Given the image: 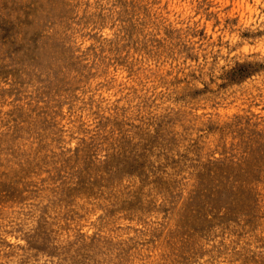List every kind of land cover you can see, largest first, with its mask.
<instances>
[{
	"label": "rangeland",
	"instance_id": "1",
	"mask_svg": "<svg viewBox=\"0 0 264 264\" xmlns=\"http://www.w3.org/2000/svg\"><path fill=\"white\" fill-rule=\"evenodd\" d=\"M263 228L264 0H0V264H264Z\"/></svg>",
	"mask_w": 264,
	"mask_h": 264
},
{
	"label": "bare ground",
	"instance_id": "2",
	"mask_svg": "<svg viewBox=\"0 0 264 264\" xmlns=\"http://www.w3.org/2000/svg\"><path fill=\"white\" fill-rule=\"evenodd\" d=\"M56 28H57V27H56ZM59 29H60V28H59ZM57 31H58V30H57ZM59 32H60V31H59ZM64 32H65V31H64ZM57 33H58V32H57ZM62 33H63V32H62ZM59 34H60V33H59ZM60 35H61V34H60ZM60 35H59V36H60ZM60 39H61V38H60ZM49 45H50V44H49ZM50 46H51V45H50ZM62 46H63V45H62ZM59 47H60V46H59ZM54 48H56V47H54ZM61 48H62V47H61ZM63 49H64V48H63ZM46 50H47V49H46ZM56 50H58V48H57ZM59 50H60V49H59ZM61 50H62V49H61ZM61 50H60V51H61ZM43 51H44V50H43ZM37 53H38V51H37ZM47 53H48V52H47ZM49 53H50V52H49ZM43 54H44V53H43ZM43 54H39V55H42V56H43ZM45 54H46V53H45ZM53 54H54V53H53ZM46 55H47V54H46ZM56 55H57V54H56ZM56 55H55V56H56ZM68 55H69V53H68ZM33 56H34V54H33ZM57 57H58V56H57ZM62 57H63V55H62ZM67 57H68V56H67ZM72 57H73V56H72ZM26 58H27V57H26ZM38 58H39V57H38ZM48 58H49V56H48ZM27 59H28V58H27ZM30 59H31V58H30ZM30 59H29V60H30ZM56 59H58V58H56ZM70 59H71V58H70ZM24 60H25V59H24ZM29 60H26V61H29ZM46 60H47V59H46ZM61 60H64V59H61ZM67 60H68V59H67ZM33 61H34V60H33ZM36 61H37V60H36ZM36 61H35V62H36ZM48 61H49V59H48ZM50 61H51V60H50ZM31 62H32V61H31ZM46 62H47V61H46ZM56 62H58V61H56ZM51 63H52V62H51ZM54 63H55V62H54ZM29 64H30V63H29ZM33 64H34V63H33ZM33 64H32V65H33ZM37 64H38V63H37ZM41 64H42V63H41ZM27 65H28V64H27ZM47 65H48V64H47ZM50 65H51V64H50ZM55 65H56V64H55ZM35 66H36V65H35ZM51 66H52V65H51ZM27 67H28V66H27ZM38 67H39V65H38ZM38 67H37V68H38ZM42 67H43V66H42ZM45 67H46V66H45ZM33 68H34V67H33ZM53 68H54V67H53ZM35 69H36V67H35ZM35 69H34V70H35ZM70 69H71V68H70ZM43 71H44V70H43ZM84 71H85V70H84ZM66 72H67V71H66ZM70 72H71V71H70ZM67 77H68V76H67ZM70 78H71V76H70ZM69 82H70V81H69ZM60 83H61V82H60ZM60 83H58V84H60ZM65 83H66V82H65ZM65 83H64V84H65ZM70 83H71V82H70ZM70 83H69V85H73V84H70ZM37 84H38V83H37ZM37 84H36V85H37ZM55 84H56V83H55ZM62 84H63V83H62ZM34 85H35V84H34ZM38 86H39V85H38ZM61 86H62V85H61ZM61 86H60V87H61ZM63 86H64V85H63ZM52 87H53V86H52ZM55 87H56V86H55ZM67 87H68V86H67ZM69 87H70V86H69ZM38 88H40V87H38ZM56 88H57V87H56ZM62 89H63V88H62ZM68 89H69V88H68ZM70 89H71V88H70ZM59 91H60V90H59ZM68 91H69V90H68ZM65 92H66V90H65ZM70 92H71V91H70ZM52 93H53V92H52ZM55 93H56V92H55ZM60 93H61V92H60ZM71 94H72V93H71ZM70 96H71V95H70ZM59 97H60V96H59ZM66 97H67V96H66ZM56 98H57V97H56ZM70 98H71V97H70ZM47 99H48V98H47ZM50 99H51V98H50ZM64 99H65V98H64ZM66 100H67V99H66ZM56 102H57V101H56ZM70 102H71V101H70ZM53 103H54V102H53ZM53 103H52V104H53ZM61 103H62V102H61ZM54 104H55V103H54ZM44 105H45V104H44ZM55 105H56V104H55ZM58 105H59V104H58ZM62 105H63V104H62ZM72 105H73V104H72ZM56 106H57V105H56ZM61 107H62V106H61ZM68 107H69V106H68ZM56 108H57V107H56ZM66 108H67V107H66ZM48 109H49V108H48ZM54 109H55V108H54ZM58 109H59V108H58ZM44 110H45V109H44ZM49 110H51V109H49ZM61 110H62V109H61ZM64 110H65V109H64ZM64 110H62V111L64 112ZM68 110H69V109H68ZM1 111H2V109H1ZM51 111H52V110H51ZM46 112H47V111H46ZM46 112H45V113H46ZM49 112H50V111H49ZM49 112H47V113H49ZM72 112H73V111H72ZM50 113H51V112H50ZM52 113H53V111H52ZM44 115H45V114H44ZM46 115H47V114H46ZM42 116H43V115H42ZM42 116H41V117H42ZM27 117H28V116H27ZM30 117H31V116H30ZM37 117H38V116H37ZM41 117H40V118H41ZM60 117H61V116H60ZM16 118H17V117H16ZM28 118H29V117H28ZM53 118H54V117H53ZM53 118H52V119H53ZM72 118H73V117H72ZM17 119H18V118H17ZM24 119H25V118H24ZM37 119H38V118H37ZM64 119H65V118H64ZM71 121H72V120H71ZM20 122H21V121H20ZM52 122H53V121H52ZM17 123H18V122H17ZM39 124H40V123H39ZM56 124H57V123H56ZM22 125H23V124H22ZM43 125H44V124H43ZM19 126H20V125H19ZM19 126H18V127H19ZM37 126H38V125H37ZM60 126H61V124H60ZM64 126H65V125H64ZM54 127H55V126H54ZM57 127H59V125H58ZM66 127H67V126H66ZM24 128H25V127H24ZM71 128H73V127H71ZM37 129H38V128H37ZM58 129H59V128H58ZM60 129H61V128H60ZM40 130H41V129H40ZM44 130H45V128H44ZM46 130H47V129H46ZM66 130H68V129H66ZM19 131H20V130H19ZM35 131H36V129H35ZM63 131H64V130H63ZM15 132H16V131H15ZM50 132H51V130H50ZM70 132H71V131H70ZM42 133H43V132H42ZM15 134H16V133H15ZM37 134H38V133H37ZM51 134H53V133H51ZM38 135H39V134H38ZM44 135H45V133H44ZM59 135H60V133H59ZM61 135H63V134H61ZM67 135H68V134H67ZM14 136H15V135H14ZM40 136H41V135H40ZM64 136H65V135H64ZM17 137H18V136H17ZM22 137H23V136H22ZM48 137H49V135H48ZM56 137H57V136H56ZM43 138H44V137H43ZM46 138H47V137H46ZM54 138H55V137H54ZM71 138H72V136H71ZM13 139H14V138H13ZM27 139H30V138H27ZM33 139H34V138H33ZM36 139H37V137H36ZM39 139H40V138H39ZM69 139H70V138H69ZM31 140H32V139H31ZM61 140H62V139H61ZM66 140H67V137H66ZM70 140H71V139H70ZM72 140H73V139H72ZM72 140H71V141H72ZM17 141H18V140H17ZM20 141H22V140L20 139ZM20 141H19V142H20ZM25 141H26V140H25ZM36 141H37V140H36ZM39 141H40V140H39ZM13 142H14V141H13ZM34 142H35V141H34ZM52 142H53V140H52ZM20 143H21V142H20ZM31 143H33V142H31ZM37 143H38V142H37ZM28 144H29V146H30V143H28ZM40 144L42 145V143H40ZM46 144H47V143H46ZM67 144H68V143H67ZM70 144L73 145V143H70ZM48 145H49V144H48ZM54 145H55V144H54ZM57 145H58V143H57ZM59 145H60V144H59ZM71 145H70V146H71ZM14 146H15V145H14ZM50 146H51V145H50ZM50 146H49V147H50ZM70 146H69V147H70ZM35 147L37 148L38 146H35ZM69 147H68V148H69ZM47 148H48V147H47ZM71 148H72V146H71ZM32 149H33V147H32ZM37 149H38V148H37ZM43 149H45V148H43ZM29 150H30V149H29ZM35 150H36V149H35ZM50 150H51V149H50ZM51 151H52V150H51ZM65 152H66V151H65ZM69 152H70V151H69ZM69 152H68V153H69ZM34 153H35V152H34ZM55 153H56V152H55ZM58 153H59V152H58ZM37 154H38V153H37ZM59 154H60V153H59ZM53 155H54V154H53ZM53 155H51V156H53ZM69 155H70V153H69ZM69 155H68V156H69ZM42 156H43V155H42ZM47 156H48V155H47ZM56 156H57V154H56ZM45 158H47V157H45ZM66 158H67V157H66ZM41 159H42V158H41ZM49 159H50V158H49ZM58 159H59V158H58ZM54 160H55V159H54ZM50 161H51V160H50ZM73 162H74V161H73ZM42 163H43V162H42ZM49 163L51 164V162H49ZM56 164H57V163H56ZM58 164H59V163H58ZM77 165H78V164H77ZM52 166H53V164H52ZM54 166H55V165H54ZM67 166H68V165H67ZM108 167H109V166H108ZM49 168H50V167H49ZM68 168H69V166H68ZM77 168H78V167H77ZM109 168H110V167H109ZM36 169H38V168H36ZM42 169H43V168H42ZM44 170H45V169H44ZM62 170H63V169H62ZM67 170H68V169H67ZM73 170H74V169H73ZM71 171H72V170H71ZM37 172H38V171H37ZM40 172H42V171H40ZM59 172H60V171H59ZM67 174H68V173H67ZM45 175H46V174H45ZM48 175H50V174H48ZM56 175H57V174H56ZM56 175H54V176H56ZM63 175H64V174H63ZM63 175H62V176H63ZM36 176H37V175H36ZM54 176H53V177H54ZM45 177H46V176H45ZM53 177H52V178H53ZM59 177H60V175H59ZM40 178H41V177H40ZM66 178H68V177H66ZM69 178H70V177H69ZM62 179H63V178H62ZM44 180H45V179H44ZM65 180H66V179H65ZM69 180H70V179H69ZM31 181H34V180H31ZM62 181H63V180H62ZM49 182H50V181H49ZM54 182H55V181H54ZM57 182H58V181H57ZM87 182H88V181H87ZM31 183H32V182H31ZM40 183H41V182H40ZM70 183H71V182H70ZM70 183H69V184H70ZM46 185H47V184H46ZM62 185H64V184H62ZM78 185H80V184H78ZM44 186H45V185H44ZM65 186H66V185H65ZM82 186H83V185H82ZM84 186H85V185H84ZM42 187H43V186H42ZM52 187H54V186L52 185ZM66 187H68V184H67ZM70 187H71V186H70ZM72 187H73V186H72ZM35 188H36V187H35ZM48 188H49V187H48ZM55 188H56V187H55ZM81 188H82V187H81ZM50 189H51V188H50ZM52 189H53V188H52ZM36 190H37V189H36ZM83 190H85V189H83ZM67 191H68V190H67ZM69 191H70V190H69ZM74 191H75V190H74ZM74 191H73V192H74ZM76 191H77V190H76ZM53 192H54V191H53ZM81 192H82V191H81ZM84 192H85V191H84ZM91 192H92V190H91ZM38 193H39V192H38ZM44 193H45V192H44ZM47 193H48V192H47ZM60 193H61V192H60ZM74 193H75V192H74ZM77 193H78V192H77ZM82 193H83V192H82ZM92 193H93V192H92ZM108 193H109V192H108ZM42 194H43V193H42ZM49 194H50V193H49ZM64 194H65V193H64ZM67 194H68V193H67ZM37 195H39V194H37ZM55 195H57L56 192H55ZM59 195H60V194H59ZM62 195H63V194H62ZM105 195H106V194H105ZM45 196H46V195H45ZM60 196H61V195H60ZM63 196H64V195H63ZM69 196H70V194H69ZM78 196H80V195H78ZM31 197H32V196H31ZM53 197H54V196H53ZM66 197H67V196H66ZM96 197H97V196H96ZM104 197H105V196H104ZM56 198H57V197H56ZM64 198H65V197H64ZM107 198H108V197H107ZM42 199L45 200V198H42ZM88 199H90V198H88ZM50 200H51V199H50ZM68 200H69V199H68ZM77 200H78V199H77ZM77 200H76V201H77ZM104 200H105V199H104ZM80 201H81V200H80ZM91 201H92V200H91ZM91 201H90V202H91ZM93 201H94V200H93ZM93 201H92V202H93ZM95 201H96V200H95ZM95 201H94V202H95ZM98 201H99V200H98ZM26 202H27V201H26ZM44 202H46V201H44ZM84 202H85V201H84ZM94 202H93V203H94ZM96 202H97V201H96ZM101 202H102V201H101ZM66 203H67V201H66ZM93 203H92V204H93ZM48 204H49V203H48ZM59 204H60V203H59ZM68 204H69V203H68ZM78 204H79V203H78ZM86 204H87V203H86ZM97 204H98V203H97ZM37 205H38V204H37ZM41 205H42V204H41ZM51 205H52V204H51ZM62 205H63V204H62ZM62 205H61V206H62ZM74 205H75V204H74ZM103 205H104V204H103ZM66 206H67V205H66ZM72 206H73V205H72ZM101 206H102V205H101ZM62 207H63V206H62ZM82 207H83V205H82ZM64 208H65V207H64ZM75 208H76V207H75ZM83 208H84V207H83ZM48 209H49V208H48ZM56 209H57V208H56ZM30 210H31V209H30ZM37 211H38V210H37ZM73 211H74V209H73ZM77 211H78V210H77ZM54 212H55V211H54ZM68 212H69V211H68ZM75 212H76V211H75ZM79 212H80V211H79ZM81 212H82V211H81ZM99 212H100V211H99ZM32 213H33V212H32ZM50 214H52V213H50ZM33 215H34V214H33ZM35 215H36V213H35ZM56 215H57V214H56ZM61 215H62V214H61ZM89 215H91V214H89ZM57 216H58V215H57ZM29 217H30V216H29ZM73 218H75V217H73ZM48 220H49V219H48ZM60 220H61V219H60ZM66 221H67V220H66ZM40 222H41V221H40ZM69 222H70V221H69ZM72 222H73V221H72ZM59 223H60V222H59ZM78 223H79V222H78ZM80 223H81V222H80ZM62 224H63V223H62ZM58 225H59V224H58ZM262 225H263V224H262ZM76 226H77V225H76ZM71 227H72V226H71ZM72 229H74V227H73ZM263 229H264V228H263ZM68 231H69V230H68ZM79 232H80V231H79ZM88 232H89V231H88ZM81 233H82V232H81ZM56 234H58V233H56ZM70 235H71V234H70ZM77 237H78V236H77ZM80 237H81V236H80ZM56 238H58V237H56ZM60 238H61V237H60ZM64 238H65V237H64ZM72 238H73V237H71V239H72ZM71 239H69V240H71ZM64 240H65V239H64ZM67 240H68V239H67ZM79 240H80V239H79ZM79 240H78V241H79ZM100 240H101V239H100ZM81 241H82V240H81ZM81 241H80V242H81ZM83 241H84V240H83ZM83 241H82V243H83ZM69 242H70V241H69ZM73 242H74V241H73ZM84 242H85V241H84ZM74 243H75V242H74ZM68 244H69V243H68ZM95 244H96V243H95ZM99 245H100V244H99ZM59 247H60V246H59ZM67 247H68V246H67ZM74 247H75V246H74ZM62 248H63V247H62ZM68 248H69V247H68ZM57 249H58V248H57ZM60 251H61V250H60ZM60 251H59V252H60ZM71 251H73V250H71ZM63 252H64V251H63ZM72 253H73V252H72ZM59 254H60V253H59ZM64 255H65V254H64ZM66 256H67V255H66ZM70 258H71V257H70ZM43 259H44V258H43ZM58 259H59V257H58ZM67 259H68V258H67ZM59 260H61V259H59ZM53 262H54V261H53ZM62 263H63V262H62Z\"/></svg>",
	"mask_w": 264,
	"mask_h": 264
}]
</instances>
